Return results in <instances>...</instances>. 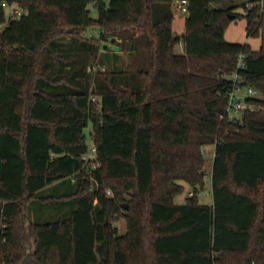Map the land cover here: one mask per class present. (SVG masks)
Masks as SVG:
<instances>
[{"label": "trees", "instance_id": "trees-1", "mask_svg": "<svg viewBox=\"0 0 264 264\" xmlns=\"http://www.w3.org/2000/svg\"><path fill=\"white\" fill-rule=\"evenodd\" d=\"M187 1L179 35L174 0H0L1 260L264 264V110L225 116L226 74L255 87L262 98L248 101L264 107V48L225 38L241 18L257 37L263 12L249 6L259 0ZM90 28L100 37L84 36ZM106 41L148 51V67L94 71ZM233 125L240 131L224 135ZM207 145L213 203L197 193L176 203L181 181L204 187Z\"/></svg>", "mask_w": 264, "mask_h": 264}, {"label": "rangeland", "instance_id": "rangeland-1", "mask_svg": "<svg viewBox=\"0 0 264 264\" xmlns=\"http://www.w3.org/2000/svg\"><path fill=\"white\" fill-rule=\"evenodd\" d=\"M91 9V16L96 18L98 16V13L96 9L94 8L93 4L90 5ZM173 12L176 15L174 20V27L176 31L179 29V27L184 28L185 24V15L179 12L176 5L173 3ZM242 12V10H241ZM6 13L7 17L10 14V7H6ZM178 14V15H177ZM182 15V16H179ZM264 15V12H263ZM180 23V25H179ZM247 24L244 20L239 21L237 20V23H234L231 26L230 32H228V38L230 42L234 43H245L247 42L248 38H250L247 34L246 30ZM136 33L137 31L132 29H123L121 30L120 36H129L133 33ZM101 31L97 28H90L88 29L83 35L89 38H98L101 35ZM138 33V32H137ZM264 36V25H263V16H262V25L259 30V35ZM258 35V36H259ZM262 37V36H261ZM261 37H259L261 39ZM253 41H257L258 37H253ZM118 39V38H117ZM116 39V40H117ZM177 52H181L182 48L180 45L176 48ZM149 63V54L146 50H130V51H122L118 46L113 44L111 41L104 42L103 48L100 50V54L98 58L93 62V70H101V71H113V70H130V71H136V70H144L148 67ZM233 74H226L225 76L228 78H233ZM255 98H262L261 93H258V96ZM94 102H97L96 98H93ZM254 109H263L264 107L262 105H256L253 104ZM251 110V109H250ZM228 119V118H227ZM230 120V119H228ZM88 135L89 143L93 145L92 142V125H89L88 128L85 130ZM224 135H229L230 133L239 132L240 128L233 125L232 127H222V130ZM222 136V134H221ZM204 150H202L203 155L205 156V164H204V171L206 172L205 175V185L202 189H197L196 191L194 188H192L187 183L185 184V189L183 193L178 195L175 198V202L178 204H182L186 201V198L191 196L193 193H197V197L199 202L202 204H212L213 203V195H212V178H211V171L213 167V145H207V148L203 146ZM181 183V182H180ZM264 191V186H263ZM196 195V194H195ZM126 207H128V202H125ZM116 219L114 224L118 227L119 232L121 234L125 233L127 230V222L124 217H120L119 215L116 216ZM1 259V256H0Z\"/></svg>", "mask_w": 264, "mask_h": 264}, {"label": "built area", "instance_id": "built-area-1", "mask_svg": "<svg viewBox=\"0 0 264 264\" xmlns=\"http://www.w3.org/2000/svg\"><path fill=\"white\" fill-rule=\"evenodd\" d=\"M174 4L177 9L182 14H188V1L187 0H174ZM257 5L261 8V11L264 12L263 2L261 0L252 3V5ZM22 10L16 7H10L11 16H20ZM239 67H243L244 64L242 61L238 64ZM233 87L227 91L228 105L226 108L225 116L232 120L237 121L241 120L245 111L254 110L253 103L249 102V98H255L258 96L259 91L250 85H244L237 73H234L233 76ZM224 117V116H222ZM92 139V138H91ZM93 142V140H92ZM96 157V147L93 143L90 144L89 153L85 156V159L94 160ZM0 264H14L12 261L6 262L0 259Z\"/></svg>", "mask_w": 264, "mask_h": 264}, {"label": "crops", "instance_id": "crops-1", "mask_svg": "<svg viewBox=\"0 0 264 264\" xmlns=\"http://www.w3.org/2000/svg\"><path fill=\"white\" fill-rule=\"evenodd\" d=\"M236 2H244V1H249V0H235ZM262 2H263V8H264V0H261ZM252 5V3H249V6H251ZM241 10H242V12H241ZM237 12H239V13H245L244 12V10H243V8H239V9H237ZM178 15V14H177ZM176 16V15H175ZM179 16H182V15H179ZM185 16H187V15H185ZM175 20V19H174ZM242 20H244L245 22H246V24H247V21H246V19L245 18H241V19H239V21H242ZM185 21H186V17H185ZM184 21V22H185ZM234 23H237V20L236 21H234V22H232L230 25H229V27L227 28V30H226V32H225V38L228 40V41H230L229 40V38H228V32H230V30H231V26L234 24ZM179 25H180V23H179ZM263 25H264V15H263ZM173 30H174V32H176L177 34H179V35H182V34H184V32H185V30H186V26H185V24H184V28L181 26V27H179V29L176 31V29H175V27H174V21H173ZM262 36V37H261ZM258 38V40L257 41H253V37H250V38H248V40H247V43H249L250 45H251V47L254 49V50H260L261 48H264V36L263 35H259V36H257ZM259 37H261V39L259 38ZM121 39H119L118 38V41H120ZM178 45H180L181 46V48H182V50H181V52H179V53H183L184 52V46H183V43L181 42L180 44H178ZM177 45V46H178ZM177 48V47H176ZM177 51V50H176ZM234 76V75H233ZM205 148H207V146H205ZM204 150V149H203ZM214 155H215V146L213 145V157H214ZM181 183L185 186V182H182L181 181ZM201 203V202H200Z\"/></svg>", "mask_w": 264, "mask_h": 264}]
</instances>
